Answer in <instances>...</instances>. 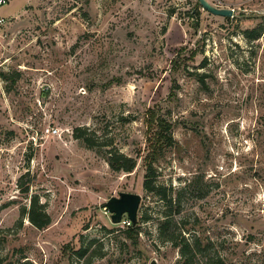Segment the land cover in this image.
<instances>
[{
	"label": "rangeland",
	"instance_id": "1",
	"mask_svg": "<svg viewBox=\"0 0 264 264\" xmlns=\"http://www.w3.org/2000/svg\"><path fill=\"white\" fill-rule=\"evenodd\" d=\"M225 3L233 17L196 0L0 6V264H180L160 235L167 217L208 243L202 256L264 264V0ZM152 112L173 123L154 165L171 209L142 185ZM108 150L134 170L112 172ZM120 193L141 196L136 244L105 207ZM34 199L44 229L22 215Z\"/></svg>",
	"mask_w": 264,
	"mask_h": 264
},
{
	"label": "trees",
	"instance_id": "2",
	"mask_svg": "<svg viewBox=\"0 0 264 264\" xmlns=\"http://www.w3.org/2000/svg\"><path fill=\"white\" fill-rule=\"evenodd\" d=\"M249 39H257L259 33L256 29L252 32L244 33ZM147 151L143 158L144 162V180L143 188L159 197L167 208L171 209L177 205L178 198L173 200L171 197V190L167 191L166 188L155 182V163H158L164 156L167 149L174 145L172 138L173 123L161 118L158 114L152 112L147 122ZM74 137L83 142V144L93 149L97 146L95 140L87 136L83 130L76 129ZM105 161L108 164L110 170L114 173H131L136 167V159L132 157L124 156L118 151L108 150L106 152ZM193 181L188 183V186H192ZM22 187L23 192H27V187ZM22 215H25L29 222L37 229L46 228L49 223V216L44 212L42 206L37 204L34 199L30 202L28 210L23 209ZM146 217V216H145ZM126 222L127 217L124 218ZM139 222L135 225L128 221L125 229V237L130 239L133 244H136L137 236L139 234ZM160 235L165 242H169L171 246L179 251L180 264H192V261L196 256L204 258V264H225V260L218 254L211 253L202 256L206 250L209 249L208 243L203 244L198 238H194L192 242H188L184 237L180 236L172 228L171 218L167 217L162 220L160 224Z\"/></svg>",
	"mask_w": 264,
	"mask_h": 264
},
{
	"label": "water",
	"instance_id": "3",
	"mask_svg": "<svg viewBox=\"0 0 264 264\" xmlns=\"http://www.w3.org/2000/svg\"><path fill=\"white\" fill-rule=\"evenodd\" d=\"M199 6L206 12L218 17H233L234 13L227 8H214L205 0H196ZM141 201V196L131 193H120L118 197L108 199L105 207L110 214V220L113 224L121 222L122 216H126L133 225L137 222V211ZM150 264H154L151 261Z\"/></svg>",
	"mask_w": 264,
	"mask_h": 264
},
{
	"label": "built area",
	"instance_id": "4",
	"mask_svg": "<svg viewBox=\"0 0 264 264\" xmlns=\"http://www.w3.org/2000/svg\"><path fill=\"white\" fill-rule=\"evenodd\" d=\"M205 1L208 2L214 8H227V9H231L233 11V13L235 12L233 10V8L230 7L229 4L225 3V0H205ZM237 1H240V5L241 4L243 5V4H246L248 2H252V1H256V0H237ZM5 2H6V0H0V6L3 5ZM4 23H5V19L0 18V26H2ZM127 224H128V221H127Z\"/></svg>",
	"mask_w": 264,
	"mask_h": 264
}]
</instances>
